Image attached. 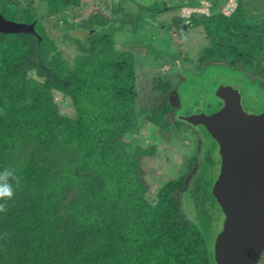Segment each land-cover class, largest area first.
Instances as JSON below:
<instances>
[{
  "label": "trees",
  "instance_id": "trees-1",
  "mask_svg": "<svg viewBox=\"0 0 264 264\" xmlns=\"http://www.w3.org/2000/svg\"><path fill=\"white\" fill-rule=\"evenodd\" d=\"M14 1L0 0V10L15 8ZM232 1L229 14L216 11L223 0L171 4L164 9L174 11L166 26L170 35L201 28L203 64L264 79V13L246 0ZM46 2L47 14H18L22 23L34 21V34L0 32V170L15 169L21 179L0 212V264H216L213 218L221 221L223 214L210 193L211 178L202 183L193 174L185 192L195 210L191 219L181 214L178 200L185 175L168 178L145 197L140 159L151 155L154 144L126 149L124 137L137 130L135 116L143 112L136 108L132 55L117 49L108 34L115 10L106 13L107 0ZM204 2L209 13H195ZM178 9H188V18L173 14ZM56 10L62 11L59 19L45 21L55 19L49 11ZM45 24L62 26L65 44L75 49L71 58L51 44ZM152 85L159 103L144 119L162 129L175 117L169 101L174 86L160 75ZM53 91L70 98L73 117L57 113ZM210 157L206 148L205 159L199 158L203 168L209 169Z\"/></svg>",
  "mask_w": 264,
  "mask_h": 264
},
{
  "label": "rangeland",
  "instance_id": "rangeland-1",
  "mask_svg": "<svg viewBox=\"0 0 264 264\" xmlns=\"http://www.w3.org/2000/svg\"><path fill=\"white\" fill-rule=\"evenodd\" d=\"M223 1L221 5L216 6V11L220 8L223 13L229 14L234 6V1ZM246 1L249 6L253 5L256 10L264 13V0ZM14 2L16 9H1L0 13L5 14L6 20L18 23H22L20 21L23 18L18 14L24 9L41 16V14H47L45 10L49 7L46 0H16ZM29 2L32 3V6L29 5ZM107 2L110 7L105 10L106 13L115 10L110 19L115 22L113 24L108 22L107 29H110L108 34L117 49L128 50L132 55L139 95L136 108L143 112L136 113L134 126L138 127L137 130L124 137V141L127 142L126 149L132 150L136 147L144 149L151 143L154 144L151 155L140 159V167L146 173L144 179L147 181L145 182L147 184L145 191L147 199L152 198L157 188L162 186V182L168 178L175 179L180 175L186 176V184L179 190L178 200L181 214L187 219H191L195 210L194 206L189 204L190 201L186 198L185 192L193 179V174L197 172V177L201 176L202 183L206 181V178H211L213 185L214 175L218 171L219 158L216 144L213 143L212 138L203 127L191 128L184 123L174 122V118L198 112L208 113L212 109L218 108V99L214 93L217 87L222 85L239 89L243 97L242 107L245 111L256 113L264 106V87L259 85L264 81L257 80L254 74H245V71L239 68H227L221 64H203L199 60V56L206 41L201 28L197 25H191L190 28L179 34L171 33L170 35L171 28H168L166 24L173 20L172 16L174 15L170 13L174 11L164 12V9L172 6L171 4L183 6L182 0H107ZM163 2H166L165 6ZM208 5L204 2L201 10H196L195 13H209ZM98 8L94 7L89 10L94 12ZM56 11H49L51 13L49 15H54L52 18L55 19L45 18V21L50 24L57 21L62 11ZM161 13H165L166 16L160 17ZM173 14H180L182 18L187 19L189 10L178 9ZM199 14L195 15L199 16ZM149 19L153 21L148 22ZM54 27V25L49 27L45 24V31L51 38V44L59 45L58 48L65 53V59L66 57L71 58L75 54L74 47H68L66 44L69 43L65 44L67 37L62 26L58 29ZM84 28L89 29L88 25H85ZM58 36L61 38L60 41L55 39ZM29 75L36 78L32 74ZM157 75L165 76L174 86L170 91L169 101L174 108L175 117L172 115L169 125L162 129H158L157 126L144 119L148 108L150 106L154 108L159 103L156 102L155 96L160 91L154 90L152 85V80ZM259 95L263 100L259 98L258 102L255 96ZM53 105L60 115L74 116V109L67 95L53 91ZM206 148L211 149L209 163L212 162L209 169L203 168L199 159L201 154L202 160L205 159ZM190 159H192L191 167H188ZM190 187L192 189V186ZM222 220L213 218L216 230L221 229ZM263 261L264 252L259 263L262 264Z\"/></svg>",
  "mask_w": 264,
  "mask_h": 264
},
{
  "label": "water",
  "instance_id": "water-1",
  "mask_svg": "<svg viewBox=\"0 0 264 264\" xmlns=\"http://www.w3.org/2000/svg\"><path fill=\"white\" fill-rule=\"evenodd\" d=\"M34 21L18 23L0 13V32L33 33ZM220 107L176 119L189 127L203 126L216 143L218 174L210 193L223 214L214 235L216 264H258L264 252V109L242 108L237 88L218 86Z\"/></svg>",
  "mask_w": 264,
  "mask_h": 264
},
{
  "label": "clouds",
  "instance_id": "clouds-1",
  "mask_svg": "<svg viewBox=\"0 0 264 264\" xmlns=\"http://www.w3.org/2000/svg\"><path fill=\"white\" fill-rule=\"evenodd\" d=\"M242 99H241V102H242ZM20 184H21V179L16 174L15 169L6 167L3 170H0V212H5L7 210L8 202L14 199L15 194H16V189L20 187Z\"/></svg>",
  "mask_w": 264,
  "mask_h": 264
},
{
  "label": "flooded vegetation",
  "instance_id": "flooded-vegetation-1",
  "mask_svg": "<svg viewBox=\"0 0 264 264\" xmlns=\"http://www.w3.org/2000/svg\"><path fill=\"white\" fill-rule=\"evenodd\" d=\"M256 79L257 80H259V81H264V79H262V78H260V77H256ZM259 84V83H258ZM260 86H262V87H264V82L262 83V84H259ZM256 97V100L259 102L260 101V99L261 100H263V98L259 95L258 97L257 96H255ZM260 98V99H259ZM264 103V102H263ZM222 103H221V101L219 100L218 101V108L220 107V105H221ZM264 107V106H263ZM261 108L258 112H256V113H260L264 108ZM218 108H216L215 110H211V111H216ZM243 108V107H242ZM244 109V108H243ZM259 109V108H258ZM245 110V109H244ZM211 111H209L208 113H210ZM248 112V111H247ZM256 113H254V114H256ZM197 127V126H196ZM196 127H193V128H196ZM200 127H203V126H200ZM192 128V127H191ZM204 128V127H203ZM204 130H205V128H204ZM205 132L207 133V131L205 130ZM208 134V133H207ZM209 135V134H208ZM210 136V135H209ZM213 140V139H212ZM219 162V161H218ZM217 168H218V165H217ZM219 169V168H218ZM217 174H218V171H217ZM217 176V175H216ZM189 183V182H188ZM261 259V258H260ZM259 264V263H258Z\"/></svg>",
  "mask_w": 264,
  "mask_h": 264
},
{
  "label": "crops",
  "instance_id": "crops-1",
  "mask_svg": "<svg viewBox=\"0 0 264 264\" xmlns=\"http://www.w3.org/2000/svg\"><path fill=\"white\" fill-rule=\"evenodd\" d=\"M230 1V0H229ZM227 5H228V3H227Z\"/></svg>",
  "mask_w": 264,
  "mask_h": 264
}]
</instances>
